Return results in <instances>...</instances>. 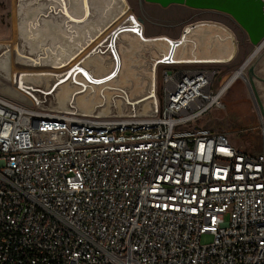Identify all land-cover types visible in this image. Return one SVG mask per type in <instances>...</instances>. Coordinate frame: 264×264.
<instances>
[{
	"label": "built area",
	"instance_id": "2783aa9c",
	"mask_svg": "<svg viewBox=\"0 0 264 264\" xmlns=\"http://www.w3.org/2000/svg\"><path fill=\"white\" fill-rule=\"evenodd\" d=\"M220 74L165 73L147 116L0 94V264H264V117L256 154L199 126L237 81Z\"/></svg>",
	"mask_w": 264,
	"mask_h": 264
},
{
	"label": "bare ground",
	"instance_id": "6f19581e",
	"mask_svg": "<svg viewBox=\"0 0 264 264\" xmlns=\"http://www.w3.org/2000/svg\"><path fill=\"white\" fill-rule=\"evenodd\" d=\"M210 1L212 5L234 10L260 37L264 21L256 0ZM31 3L33 7L29 6ZM76 3H80L79 8L70 12L69 8H76ZM126 4L127 0H111L103 13L104 18L110 12L109 16L104 21L98 17L101 23L98 25L90 0H18L14 9L16 40L12 45L0 41V76L7 82L13 80V62L31 70H22L17 75V88L5 87L0 80V91L6 95L0 94L19 102L30 99L38 107L50 96L54 107L51 110L67 115L147 116L157 106V68L166 64L164 60L168 57L169 64L220 65L237 52L233 31L223 23L208 20L187 27L178 38L180 45L171 54L170 45L162 41L172 43L171 38L148 37L143 32L137 35L138 22L130 10L125 11ZM40 8L44 10L38 11ZM127 27L134 28V32H122L115 39L116 65L109 38L118 28ZM199 27L204 29L196 31ZM256 56L253 53L225 89L238 78L246 77L247 65ZM263 71L261 58L257 73ZM257 85L259 90L264 89L260 83ZM262 94L264 98V91Z\"/></svg>",
	"mask_w": 264,
	"mask_h": 264
},
{
	"label": "rangeland",
	"instance_id": "374dc122",
	"mask_svg": "<svg viewBox=\"0 0 264 264\" xmlns=\"http://www.w3.org/2000/svg\"><path fill=\"white\" fill-rule=\"evenodd\" d=\"M97 0H90L91 8L96 12L95 14V24L101 25L98 23L100 19L104 21L106 17L109 16V13L104 18V7L109 4L111 0H99V4H95ZM115 2V1H114ZM16 0H0V41L6 42L9 45L15 42V27L16 25V13L15 6ZM101 3V4H100ZM128 5L131 8L132 15L138 18L137 12H139V0H127ZM80 3H76V8H69L70 12H76L79 8ZM117 2L116 5H118ZM146 6H151L149 4H144ZM29 6L33 7V4H29ZM45 7V6H44ZM43 7V8H44ZM153 9V6H151ZM154 11L150 12L152 17H149L147 22H144L143 28L144 33L148 37H157V36H167L172 40H177L183 30L189 26L190 23L205 20V21H217L227 25L231 30H233L237 38L240 40L241 47V36L246 37L243 30L229 17L213 12H205V11H195L191 9H187L185 7L172 6L169 8H161L159 6H154ZM38 9V11L44 9ZM115 8V6H114ZM113 8V9H114ZM15 9V10H14ZM14 11V12H13ZM100 17V19H98ZM15 21V22H14ZM53 23V22H52ZM97 25V26H98ZM59 29H63L61 26ZM204 28L196 29V31L203 30ZM64 33V32H62ZM14 36V37H13ZM11 44V45H12ZM254 48L252 49V51ZM252 51L247 56V59L251 56ZM241 53V49H240ZM223 56V55H221ZM264 58H262L263 60ZM246 61L243 55H238V57L231 62L230 64L218 65V64H192L196 67H208L217 69L220 74V86H222L226 80L233 77L235 73L240 69L243 63ZM260 54L256 56V58L251 62L246 70V79L248 78V70L252 65H258L260 62ZM186 64H174V65H165L161 64L157 68V78L156 84L160 85L161 79L165 73H171L173 70L177 69L179 66H183ZM262 66H259L261 68ZM11 71L13 73V80L6 81L3 77L0 76L1 83L8 87V85H12L17 88L16 85V77L22 70H31V68L20 67L13 62ZM20 68V69H19ZM18 69V70H17ZM264 78L263 74H259ZM245 78H238L237 81L227 90L223 97V105L224 108L222 110H214L208 116H206L202 121H200L199 126L208 128L214 132L223 133L227 135L231 144L242 151L247 153H259L261 150V137H260V118H258L256 111V102L254 100L252 91L248 90L247 83ZM264 86V83H260ZM263 90H259L260 95L262 96ZM1 92V91H0ZM2 94H5L1 92ZM6 95V94H5ZM39 95V94H38ZM16 96V95H15ZM41 97V96H40ZM48 100L43 102V106L41 109L51 110L54 107L51 105L50 96H48ZM250 98L253 100V103L250 101ZM27 106H32V100H27L21 102ZM57 110V109H56ZM91 112V111H90ZM115 116V115H114ZM129 116V115H128ZM212 241V236L206 235L202 238V243L206 244Z\"/></svg>",
	"mask_w": 264,
	"mask_h": 264
},
{
	"label": "water",
	"instance_id": "95a60500",
	"mask_svg": "<svg viewBox=\"0 0 264 264\" xmlns=\"http://www.w3.org/2000/svg\"><path fill=\"white\" fill-rule=\"evenodd\" d=\"M16 2H18V0H16ZM255 3L257 4L255 7L257 8V10L260 12V14L262 15V19L264 21V4L261 0H256ZM144 4H149V5H155V6H159L161 8H169L172 6H178V7H185L187 9H191V10H195V11H205V12H213V13H217V14H221V15H225L229 18H231L245 33L246 38L248 39V41L250 42L251 46L253 48L259 46L260 43H262L264 41V26L262 25V30H260V37H258V34H256L254 32V29H250L249 24H247L246 22H244L236 13L234 10L228 8V7H223V6H217V5H212L210 0H206L205 4H200L195 3L193 0H139V5L140 8H143ZM254 4H252L253 6ZM125 11H129L130 10V6L128 5V3L125 5ZM202 22L205 20H201ZM201 21H197V22H193L190 23L189 26L187 27H194L197 23L201 22ZM137 22H138V32L137 35L140 36V34L143 32L144 33V21L141 18H137ZM261 23L259 22L258 26ZM186 27V28H187ZM186 28L183 30L182 34H184L186 32ZM231 29V28H230ZM233 31V30H232ZM122 32H134V28L132 27H127V28H118L117 30H115L109 40H110V47H111V51H112V55L115 58L116 61V65H117V57L116 54L114 52L115 50V39L116 37L122 33ZM234 35H235V39L234 41L236 42V46H237V52L235 53L234 57L226 62V63H222L220 65H224V64H230L231 62H233L238 55L240 54V40L237 38L236 33L233 31ZM164 42H166L167 44L170 45V52L171 54L174 52L175 48H177L180 44H179V40H172V43L167 42L166 40H162ZM255 53V52H253ZM253 54H251L252 56ZM263 54L260 55V59L263 58ZM251 56L249 58H251ZM170 58V57H168ZM168 58L165 61V65H174V64H169V60ZM172 58V56H171ZM249 58L243 63V66L247 64V62L249 61ZM242 68V66H241ZM240 68V69H241ZM239 69V70H240ZM238 70V71H239ZM245 81L247 83V87L249 91H252L254 100L256 102V108L257 111L260 113V115H262L264 117V102L262 100V96L260 95L259 89H258V83H264V78L261 77L258 73H257V67L256 65H252L249 70H248V78H245Z\"/></svg>",
	"mask_w": 264,
	"mask_h": 264
},
{
	"label": "crops",
	"instance_id": "0c3cea01",
	"mask_svg": "<svg viewBox=\"0 0 264 264\" xmlns=\"http://www.w3.org/2000/svg\"><path fill=\"white\" fill-rule=\"evenodd\" d=\"M241 37H242V39H241V53L240 54H241V56L243 55L244 59L247 60V56L252 51L253 47L251 46L250 42L248 41V39L246 37H244V36H241ZM263 58H264V55H263ZM260 74L264 75V71L261 72ZM262 100H264L263 97H262ZM250 101L253 103V100L251 98H250ZM256 114H257L258 118H260L262 116V115H260V113L258 111H256Z\"/></svg>",
	"mask_w": 264,
	"mask_h": 264
},
{
	"label": "flooded vegetation",
	"instance_id": "af4514ba",
	"mask_svg": "<svg viewBox=\"0 0 264 264\" xmlns=\"http://www.w3.org/2000/svg\"><path fill=\"white\" fill-rule=\"evenodd\" d=\"M151 6H153V9ZM151 6L149 7V6L143 5V8L141 9L140 5L138 4L139 12H137V14H138V17L141 18L144 22H147L149 20V17L150 18L152 17L150 12L154 11L155 5H151ZM130 10H131V8H130ZM156 78H157V72H156Z\"/></svg>",
	"mask_w": 264,
	"mask_h": 264
},
{
	"label": "trees",
	"instance_id": "16d2710c",
	"mask_svg": "<svg viewBox=\"0 0 264 264\" xmlns=\"http://www.w3.org/2000/svg\"><path fill=\"white\" fill-rule=\"evenodd\" d=\"M242 39V38H241Z\"/></svg>",
	"mask_w": 264,
	"mask_h": 264
}]
</instances>
